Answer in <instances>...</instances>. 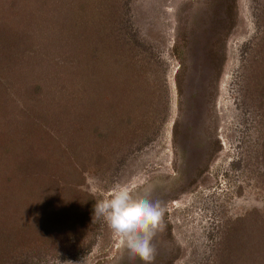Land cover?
Segmentation results:
<instances>
[{
	"label": "rangeland",
	"instance_id": "rangeland-1",
	"mask_svg": "<svg viewBox=\"0 0 264 264\" xmlns=\"http://www.w3.org/2000/svg\"><path fill=\"white\" fill-rule=\"evenodd\" d=\"M118 186L154 264H264V0H0V264H142Z\"/></svg>",
	"mask_w": 264,
	"mask_h": 264
},
{
	"label": "clouds",
	"instance_id": "clouds-1",
	"mask_svg": "<svg viewBox=\"0 0 264 264\" xmlns=\"http://www.w3.org/2000/svg\"><path fill=\"white\" fill-rule=\"evenodd\" d=\"M94 217L104 218L133 261L138 258L142 264H154L155 241L166 228L160 200L134 197L126 187L118 186L110 197L95 203Z\"/></svg>",
	"mask_w": 264,
	"mask_h": 264
}]
</instances>
